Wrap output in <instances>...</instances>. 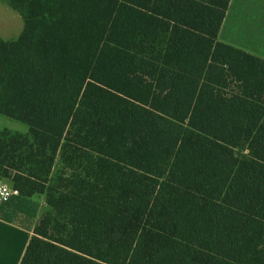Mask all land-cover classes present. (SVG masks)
I'll return each mask as SVG.
<instances>
[{
	"label": "trees",
	"instance_id": "1",
	"mask_svg": "<svg viewBox=\"0 0 264 264\" xmlns=\"http://www.w3.org/2000/svg\"><path fill=\"white\" fill-rule=\"evenodd\" d=\"M231 1L0 0L21 264H264V59L219 40Z\"/></svg>",
	"mask_w": 264,
	"mask_h": 264
},
{
	"label": "rangeland",
	"instance_id": "2",
	"mask_svg": "<svg viewBox=\"0 0 264 264\" xmlns=\"http://www.w3.org/2000/svg\"><path fill=\"white\" fill-rule=\"evenodd\" d=\"M225 20L220 35L222 42L264 57V0H233ZM23 28L20 14L0 2V36L6 41L14 40ZM5 129L17 134L29 132L26 124L0 116V130ZM31 200L37 204L38 219L45 210L44 199L35 196Z\"/></svg>",
	"mask_w": 264,
	"mask_h": 264
},
{
	"label": "crops",
	"instance_id": "3",
	"mask_svg": "<svg viewBox=\"0 0 264 264\" xmlns=\"http://www.w3.org/2000/svg\"><path fill=\"white\" fill-rule=\"evenodd\" d=\"M225 21L223 23L222 29L225 25ZM222 29L219 34V40H220ZM251 54L264 59V57H261L257 54H254V53H251ZM12 188L17 189L14 184H12ZM17 190H20V192H22V195H23L22 189L18 188ZM24 194L26 193L24 192ZM34 197L35 196L31 198H34ZM1 203L2 201L0 199V204ZM32 236H33L32 229L29 230V229L22 228L19 225L6 222L0 218V264H21Z\"/></svg>",
	"mask_w": 264,
	"mask_h": 264
},
{
	"label": "built area",
	"instance_id": "4",
	"mask_svg": "<svg viewBox=\"0 0 264 264\" xmlns=\"http://www.w3.org/2000/svg\"><path fill=\"white\" fill-rule=\"evenodd\" d=\"M19 192L11 188L10 184L7 182L0 183V199L1 201H7L12 196L18 195Z\"/></svg>",
	"mask_w": 264,
	"mask_h": 264
}]
</instances>
